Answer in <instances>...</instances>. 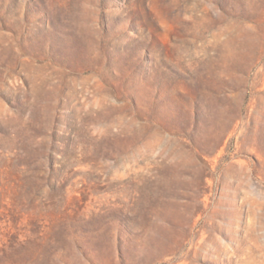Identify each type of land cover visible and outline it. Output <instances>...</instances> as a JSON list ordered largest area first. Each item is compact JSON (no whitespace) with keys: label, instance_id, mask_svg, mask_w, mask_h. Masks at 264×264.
<instances>
[{"label":"rangeland","instance_id":"1","mask_svg":"<svg viewBox=\"0 0 264 264\" xmlns=\"http://www.w3.org/2000/svg\"><path fill=\"white\" fill-rule=\"evenodd\" d=\"M0 264H264V0H0Z\"/></svg>","mask_w":264,"mask_h":264}]
</instances>
